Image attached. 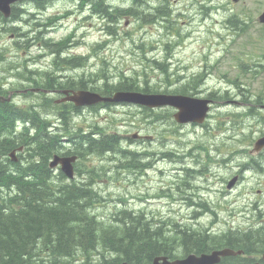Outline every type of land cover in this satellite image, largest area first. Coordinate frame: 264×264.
Returning <instances> with one entry per match:
<instances>
[{"label":"rangeland","instance_id":"374dc122","mask_svg":"<svg viewBox=\"0 0 264 264\" xmlns=\"http://www.w3.org/2000/svg\"><path fill=\"white\" fill-rule=\"evenodd\" d=\"M100 0H95V3L97 4ZM110 1H116V0H110ZM224 5L227 6V8H222L218 10V12H214L215 10L210 9L208 14L209 17L205 18V14H202L201 12H196V8L193 5L191 7L193 10L190 9L189 3L186 2H177L175 8H177V12L181 11L185 15H180V21L178 23L181 25L180 33L186 34L191 33L190 36L184 37V40L181 42H176L182 47H179L178 50H181V53L179 56L181 57H191L194 55V51L196 49H199L200 53L203 51L207 52L210 50L212 54L220 53V58L217 59L219 61V70L217 74H226V78L229 80L237 79L235 76L236 70L233 69L234 62L229 60L228 57L224 56V49L228 48L230 53H237L239 56L244 55H251L253 56L252 59H247L244 57L245 60H253L258 57V55L264 50V28L259 29L256 25H263L258 22V16L259 14L264 10V0H220ZM215 4L211 5L214 6ZM65 8H73L72 12L66 11ZM188 8V9H187ZM83 6L80 4H74L71 5L69 3V0H66L65 2H61L55 9H53L51 12L46 13L43 15V19L40 21L42 23H47L48 26H46V29H53L54 30L52 34H50V38L52 41H59L64 40L66 37L69 36V34L73 32V34H77L75 37H71L70 40H79L82 39L84 36L87 39V42L89 44L95 43V42H105L103 45V50L99 52V55L97 57V60L105 58V60L109 61L108 63L111 64L113 67V70L107 69V73H118L123 72L124 74H130L135 75V71H140L141 69H145L149 67V65H153L154 59L162 58L164 59V42L167 40V38L164 35L159 34L158 28L161 26L158 22L156 24L153 23H143L139 24L136 21L133 20V18H130V20L126 21L125 19L122 20V22L117 25L118 27V35H115L117 38H112L107 34L104 30L101 29L99 19L98 18H85L82 14ZM232 12H243V17L245 18L246 22L250 23V26L247 33H253V37L251 38L254 40L252 43L248 44L246 42L247 35L241 34L238 36H235V43L230 44L229 46L227 43L228 33L233 31L224 30L221 26V18L226 17L228 14ZM50 16V17H48ZM174 16H177L174 14ZM53 18V19H50ZM55 18V19H54ZM48 20V21H47ZM51 21V22H50ZM53 21V22H52ZM126 21V22H124ZM182 21V23H181ZM63 22V24H61ZM184 22V23H183ZM127 23V24H126ZM6 25H9V23H6ZM63 25V26H59ZM71 26V30H70ZM80 31V32H79ZM81 33V34H80ZM85 33V35H83ZM126 33L129 34L128 37H126ZM235 34V33H234ZM21 37H24L23 34H21ZM88 36V37H87ZM7 38H5L6 41ZM74 41H69L72 45L74 44ZM109 41V42H107ZM139 45V46H138ZM75 49L79 48V51H86L87 45L80 44L78 46H74ZM165 60V59H164ZM87 67L81 68L78 70H83L86 72ZM122 69V70H121ZM89 70V69H88ZM121 70V71H120ZM238 74V73H237ZM140 77L141 75H137V77ZM216 75L214 76V78ZM72 78V76L70 77ZM214 78H211L208 81V85L211 87H218L217 81L214 80ZM107 79H109V76L107 75ZM112 82L115 80L112 79ZM238 81L243 85L242 83L245 82L247 85H250L252 88H254V92L258 94L259 92H264V76L261 79L253 80L252 75H246L245 77H238ZM244 86V85H243ZM220 87V86H219ZM236 97L234 95H229V98L231 100H235L234 103H241L242 100L240 97ZM220 112H211L210 115H218ZM139 111L137 109L132 108H122V109H109L105 112L98 113L96 115L91 116H82L81 118L74 119V123L76 124H84L87 120L89 121H95L99 124H105L104 128L108 130L118 131L120 134H126L128 131H131L130 133H140L143 135H146L147 137L144 140V145H141L142 147L138 149V151H153L158 152L161 148L166 149V145H160V141L163 140V134L168 136V131L164 128H154V124L152 122H148L146 118H143L142 116L138 115ZM170 127V126H169ZM39 126L37 127V132L39 134L43 132L40 131ZM183 131H188L186 135L191 138L196 137H204V132L198 127V128H191V127H184ZM248 135V133H246ZM44 138H48L49 140L51 137L44 132L42 136L40 137V140ZM174 139H179V135H174L172 137ZM52 140V139H51ZM244 141L251 142L253 141V138H249L247 136V139ZM36 142H31L30 144L32 146H35ZM175 144V142H170V144ZM169 145L168 149H173ZM137 145V144H135ZM41 146V145H40ZM229 146V147H228ZM231 146V147H230ZM233 146V148H232ZM235 145H227L224 148V153H221V158L225 157L227 158V155H230L231 153H236L237 147H234ZM254 145L250 146L249 152L250 155H255L257 152L254 151L253 147ZM252 147V148H251ZM252 149V150H251ZM228 150V151H227ZM232 150V151H231ZM217 157L219 158V152L220 150L217 149ZM227 154V155H226ZM214 155V153L212 154ZM96 166L99 167V177L96 180V184L98 186L99 192L106 193L105 196L109 194L110 199L107 200L104 205L98 206V213L99 214H105L108 216L110 214V211H115L118 208H120V204L118 202V198H127L132 201H136L135 198H132L134 195L139 193H145L146 192V185L144 182L149 185L150 190L155 191L159 189V185L156 183V176L155 172L149 171L147 176L141 177L140 174H136L138 172L137 168L135 167H125L124 164L125 161L118 159L114 156H108L103 159H98L95 161ZM119 162V163H118ZM90 163V161H88ZM157 163V162H155ZM226 165H229L227 163ZM232 166V165H231ZM215 167L220 171V174L222 175L219 179L216 180V187L224 186L227 184V181L231 178H228L230 174L237 173L238 179L237 184H239L242 180V183L239 185H242L241 188H247L245 197L247 198L248 203L251 204L255 200V195L258 188L254 189L255 184L251 183L254 179V174L252 171V165H249L247 168V173L238 172V167H230L227 166L228 169L225 170V168H221L220 166L215 165ZM40 168V167H39ZM130 168V169H129ZM134 170H132V169ZM38 169V171H40ZM216 170V169H215ZM246 170V169H245ZM250 170V171H249ZM135 173V174H134ZM127 174H130L131 176H127ZM246 177H245V176ZM242 176V177H241ZM240 177V178H239ZM226 178V180L224 179ZM228 178V179H227ZM258 178V177H257ZM246 179V181L244 180ZM261 186H264V177L261 178L259 181ZM81 193L83 191L87 192L90 191L88 187H82L80 188ZM231 189L226 188V197L224 202H221V190H217L218 193L210 192V196L212 199L216 201V203H222V206L226 207V203H230L232 208L234 209L235 213H237V203H238V192H241L240 188H236L233 186L232 191L227 192ZM45 193H49L50 197L47 195L45 197H42V201H46L53 197V191L52 190H43ZM32 192V191H31ZM69 191H66V194H68ZM69 195V194H68ZM85 195L86 199L79 200L78 203H80V207L84 211L83 216H91V212L88 210V202L92 200L93 196L90 194H83ZM250 197L248 198V196ZM209 196V197H210ZM21 200L23 201V210L28 208V203L37 204L40 201H34V196H26V194L20 195ZM34 201V202H32ZM138 205V204H136ZM54 207H56L54 205ZM141 207V206H140ZM153 207H159L157 204H153ZM152 207V208H153ZM248 208H252V205L250 206H239L238 210L239 212H242L243 215H246L247 217H251L252 214H254L253 210L249 211ZM138 209V208H136ZM247 209V210H246ZM6 210V207L3 209ZM165 210H168L165 208ZM228 211V210H227ZM229 212V211H228ZM113 213V212H112ZM121 219V216L120 218ZM123 220V219H122ZM140 220V219H138ZM251 222H256L258 219H250ZM142 221V222H141ZM230 221V219H228ZM87 222H89L87 220ZM122 221L117 220L114 222H111L110 224L113 227H117V224L121 223ZM135 221H130V223ZM141 224L145 228H149L150 230L154 229L155 227H161L158 223H152L148 220H140ZM240 222L243 223V221L240 219ZM76 223H72L71 225H75ZM170 225V224H169ZM119 226V225H118ZM162 229V227H161ZM164 232V231H163ZM170 232V230H169ZM93 235L97 236V239L100 240L102 237L98 236V231H95ZM118 237H123L124 235L119 234ZM164 238H169L172 236V234L162 233ZM96 242V241H95ZM177 241L174 240L173 243H176ZM157 244L163 246L162 241H156ZM52 244V242H51ZM57 244V243H56ZM52 245L55 249V252L53 251L52 254L49 255V262L50 264H77L79 261L78 254L76 256H71L72 254H68L70 252H65L64 249L61 250L58 249V246ZM39 247H42L41 241L38 243ZM102 242L98 241L94 246V251L97 250V252L100 251ZM92 246V245H90ZM87 246V247H90ZM78 248L77 246L74 248ZM73 249V250H74ZM120 250L121 248L118 247ZM40 250V249H39ZM78 251V249H77ZM67 260V261H65Z\"/></svg>","mask_w":264,"mask_h":264},{"label":"trees","instance_id":"16d2710c","mask_svg":"<svg viewBox=\"0 0 264 264\" xmlns=\"http://www.w3.org/2000/svg\"><path fill=\"white\" fill-rule=\"evenodd\" d=\"M26 2L28 5L24 10L19 6L12 8L10 19L16 20L20 18L21 13L24 11L23 22H26V16L33 18V14L35 13L34 10L37 8H44L45 5L51 4L52 0H27ZM141 2L142 0H132L133 7L130 8L132 14L140 17V19L144 22L153 20L154 13L147 12L146 14H143L142 11H138ZM165 6L166 4L162 5L161 9L165 8ZM96 10L109 14L108 8L103 6L101 0L98 1ZM117 11L122 12V10L119 9ZM145 15H147V18H145ZM163 15H168V12H165L161 16ZM2 19L4 18L2 17ZM5 29H9L8 31L10 32H13L14 30L12 25L8 28L5 27ZM41 34L42 32L35 28L31 39H27L28 42L30 43L31 41H35L36 45L37 43H40L42 46H50L53 50L60 48L58 45L50 43L48 40H43ZM27 40H25V43L29 44ZM49 74L50 73H48L46 77H48ZM40 78L43 81V78ZM89 78L90 76L85 75L84 73L80 76L79 79L82 80H80L81 82L79 83L82 88L90 86L91 89L93 87V89L96 88L98 90L100 86L96 85V79ZM194 79H192L193 82L198 80V78ZM134 80L135 79H126V89L132 90L134 87L137 88V83ZM106 81L107 78L103 83L108 84V81L107 83ZM73 82L74 81H72V83ZM119 83H121V81ZM41 87H45V85L42 84ZM147 87L148 86L141 87L140 90L145 91ZM15 109L16 108L12 105L8 106L0 102V123L7 122L13 112L19 114V111ZM153 117H157V115H153ZM37 120L40 119L36 110L35 126L39 123L38 129L41 131L40 121ZM2 125L4 126V124ZM43 133L44 131L42 134ZM42 134L39 135V132H36L33 140V142H36L35 146L30 144L28 147L29 151L34 156H38L40 158V161L36 163V167L41 168L40 175L48 170L47 161L52 153H54V151H60L59 147L55 145L53 139L49 140L48 138H44V141L43 139L40 140ZM83 139V137H78L76 138V141H83ZM118 141H120L119 136H107L106 134H103L97 141L85 142L87 144L83 146L82 154L93 152L94 150L95 153L116 150L118 147ZM11 143L12 142L9 139H5L2 143H0L1 156L6 155L7 157L10 149L13 148ZM95 145H97V147L93 149V146ZM129 154L131 155H128V158L135 156V159L133 158L132 161H136L138 164L137 158H139V155L134 153ZM7 161L9 164L12 163L9 158H7ZM13 168L17 172L16 178L20 179L23 175V171L19 169L17 164H14ZM59 173L57 174V178L60 179V183L56 189L47 185L46 180L48 176L32 185V189L28 192L29 195L26 196H34V201L39 200L40 202L37 204L28 203V208L23 210V201L21 200L20 195L26 194L27 192L20 188H18L19 191L17 193L11 191L10 185L13 182V178L8 174L7 168L2 166V172L0 175V264H50L49 255L52 254L53 251L55 252L52 245H55L56 243L58 249L61 248V250L64 249L65 252H70L68 254H72L71 256H76L78 252H80L85 257H89V255L94 251L93 246L100 241L106 247H110L112 249H114V247H120L121 249L118 251L126 254L136 262H141L148 259L151 253H155L158 250L164 249L170 245V240L164 238L162 233L168 232V234H172L171 237H176L178 245L184 246L186 249L191 247L200 250L208 245H216L217 243H221L223 241L216 238H209L207 240L204 237L205 233L201 229H190L185 227H180L179 229L177 227H165V229L162 227L161 229V227L154 226V229L150 230L148 227L145 228L143 225H140L142 222H140V220H143L141 216H135L125 209L114 215V221L120 220L122 222L117 224V227H113L106 221L99 219L97 215L91 211V208H94L95 204L102 200L100 192L98 190H94L91 186L92 181L89 179H84L81 183L76 179L68 181L62 172ZM82 187H88L90 191H83L81 193L80 188ZM3 188L7 189L5 193L1 192ZM43 190H52L53 197L46 201H42V197L47 195L50 197V194L45 193ZM66 191H69V195L66 194ZM83 194H90L93 196L92 200H90L87 205L88 210L91 212L90 217L87 215L83 216L84 211L80 207V203H78L79 200L86 199ZM54 205L56 207H54ZM5 207L6 210L4 211L3 209ZM120 216L121 219H119ZM87 220L89 222H87ZM130 221L135 222L130 223ZM71 222L76 224L70 226ZM159 225L163 226L161 224ZM95 231H98V233L102 232V238L100 240L97 239L96 235H93ZM119 234L124 236L118 237L120 236ZM225 238L226 243L224 245L236 248V243H242L245 249L248 251L254 250V254H256L264 248V225H262L258 231L250 232L248 230L246 232H236L235 235L226 236ZM39 241L42 243L41 248L38 245ZM156 241H162L163 246L157 244ZM76 246L78 248L74 249ZM105 261L107 262V259H105Z\"/></svg>","mask_w":264,"mask_h":264},{"label":"water","instance_id":"95a60500","mask_svg":"<svg viewBox=\"0 0 264 264\" xmlns=\"http://www.w3.org/2000/svg\"><path fill=\"white\" fill-rule=\"evenodd\" d=\"M16 1L21 0H0V12L5 16L9 15L10 4ZM260 20L264 21V13L260 16ZM68 99H71L76 105H88L95 103L99 100H106L108 98L101 97L98 93L80 89L75 92L73 95L69 96ZM111 101H121V100H134L135 102L147 104V105H164L169 104L170 106H176L178 111L174 116L179 122L189 123L197 122L201 123L206 115L208 110V105L206 101L194 96H171V95H153V94H136V93H121L117 92L112 97H109ZM264 143L258 145L261 147ZM76 159L75 156L71 157H55V160L52 164L60 162L62 164V169L69 177L73 176L72 162ZM224 253V252H223ZM202 255L200 257L189 255L183 260H179L178 264H209L212 257ZM124 264V263H123Z\"/></svg>","mask_w":264,"mask_h":264},{"label":"flooded vegetation","instance_id":"af4514ba","mask_svg":"<svg viewBox=\"0 0 264 264\" xmlns=\"http://www.w3.org/2000/svg\"><path fill=\"white\" fill-rule=\"evenodd\" d=\"M157 1H159V0H157ZM27 5H28V3L24 2V3H22V4L18 5V6L21 7L24 10ZM9 19L10 18H8V20L5 19L6 21L5 20H1V21L3 22L4 25H6V23H9V25H12L11 22H13V20H9ZM12 35L13 36L17 35L16 37L18 39L22 38V37H20L21 34H15L14 33ZM27 52L29 54L31 51L28 50ZM3 64H4V61L0 60V88H1L0 89V98H1L0 102L1 103H4V104L8 105L10 102L13 101L12 99H18L21 96L34 94V77H33V74H32L33 69H34V66L32 65V64H34L33 61L30 62V61H25L23 59L22 60H15L14 61V65L12 66V69L10 70V72L7 75H4V72H3L2 68H1ZM28 68H30V69H28ZM62 73H63V71H60L59 74H58L59 75L58 79H59L60 82L65 81L66 78L68 77L66 74H62ZM3 77H5V81H3ZM54 81H56V80H54ZM54 81H53L54 84H49L48 85V89L46 90L49 93V95H52L54 97L57 96V97L62 98L64 96V93H63L64 90H68V89L73 90V89H71L69 87L63 88L61 86V84H57ZM54 86H56V87H54ZM2 89H5V90H2ZM60 90H61V92H60ZM54 93H55V95H54ZM10 104H12V103H10ZM14 108H16V107L14 106ZM1 131L2 130H0V133H1ZM193 178L194 177L192 175H187V177H186V179H187L186 186L187 187H191L193 185ZM150 256L153 257L154 256V252L151 253Z\"/></svg>","mask_w":264,"mask_h":264},{"label":"bare ground","instance_id":"6f19581e","mask_svg":"<svg viewBox=\"0 0 264 264\" xmlns=\"http://www.w3.org/2000/svg\"><path fill=\"white\" fill-rule=\"evenodd\" d=\"M49 3V2H48ZM52 3V2H51ZM138 3V2H137ZM137 5V4H136ZM166 7V6H165ZM32 9V8H31ZM101 9V8H100ZM35 11V10H34ZM138 11H139V9H138ZM132 13V12H131ZM50 14V13H49ZM146 14V13H145ZM142 15V14H141ZM154 15V14H153ZM147 15H145V18H147L146 17ZM149 16H150V14H149ZM27 17V16H26ZM48 17H50V16H48ZM11 18V17H10ZM5 19V18H4ZM26 19V18H25ZM50 19H53V18H50ZM55 19V18H54ZM8 20V19H7ZM9 20H11V19H9ZM6 21V20H5ZM48 21V20H47ZM25 22V21H24ZM51 22V21H50ZM53 22V21H52ZM12 23V22H11ZM10 26V25H9ZM71 27V26H70ZM6 28H8V27H6ZM9 30V29H8ZM80 32V31H79ZM81 34V33H80ZM75 35V34H74ZM77 35V34H76ZM83 35H85V33L83 34ZM22 39V38H21ZM74 41V40H73ZM27 42H28V40H27ZM47 42V41H46ZM29 43V42H28ZM47 43H49V42H47ZM46 43V44H47ZM50 47V46H49ZM55 47V46H54ZM57 47V46H56ZM56 49V48H55ZM58 50V49H57ZM33 66H34V64H32ZM31 66V65H30ZM29 66V67H30ZM16 67V66H15ZM26 67V66H25ZM22 68V67H21ZM32 68V67H31ZM28 69H30V68H28ZM50 75V74H49ZM82 78V77H81ZM90 79V78H89ZM196 79V78H195ZM194 79V80H195ZM79 80H82V79H79ZM130 80V79H129ZM132 80V79H131ZM87 81V80H86ZM197 81V80H196ZM54 82H56V81H54ZM81 82V81H80ZM92 82H93V80H92ZM85 83V82H84ZM106 83H107V81H106ZM2 84V83H1ZM54 84V83H53ZM58 84V83H57ZM73 84H74V82H73ZM94 84H95V82H94ZM109 84V83H108ZM91 85V84H90ZM4 86V85H3ZM53 87V86H52ZM51 87V88H52ZM54 87H56V86H54ZM1 89V88H0ZM50 89V88H49ZM56 89V88H55ZM92 89H93V87H92ZM96 89V88H95ZM2 90H5V89H2ZM7 90V89H6ZM57 90V89H56ZM64 90V89H63ZM32 92V91H31ZM60 92H61V90H60ZM48 93V92H47ZM56 93V92H55ZM55 93H54V95H55ZM5 94V93H4ZM6 95V94H5ZM62 95V94H61ZM57 97V96H56ZM7 98V97H6ZM6 103V102H5ZM10 103H12V102H10ZM10 103L8 104V105H10ZM13 106V105H12ZM12 110V109H11ZM16 110V109H15ZM18 110V109H17ZM17 112V111H16ZM38 112V111H37ZM37 114V113H36ZM8 123H19V124H21V125H23V126H25V127H30V126H33L34 127V129L36 130L35 132H37V127L39 126V125H36L35 126V124L33 123V121L31 120V118L30 117H27V116H21V115H19L18 113H15V112H13L12 113V116L10 117V119L7 121V122H3V123H0V124H8ZM1 130V129H0ZM2 132V131H1ZM42 134V132L39 134V135H41ZM38 135V136H39ZM49 135V134H48ZM50 136V135H49ZM35 137V136H34ZM254 139V138H253ZM8 140V139H7ZM11 141V140H10ZM12 142V141H11ZM119 142V141H118ZM2 143V142H1ZM0 146H1V144H0ZM14 147V146H13ZM229 147V146H228ZM231 147V146H230ZM232 148H233V146H232ZM252 148V147H251ZM12 149V148H11ZM10 149V150H11ZM255 149V148H254ZM52 150V149H51ZM252 150V149H251ZM93 151V150H92ZM95 151V150H94ZM228 151V150H227ZM232 151V150H231ZM7 152H9V151H7ZM55 152V151H54ZM251 152V151H250ZM0 153H1V151H0ZM225 154V153H224ZM250 154V153H249ZM8 155V154H7ZM129 155H131V154H129ZM133 155V154H132ZM129 157V156H128ZM135 157V156H134ZM134 157H132V158H134ZM138 157V156H137ZM136 157V158H137ZM8 158V157H7ZM135 159V158H134ZM138 159V158H137ZM132 160V159H131ZM119 163V162H118ZM125 168V167H124ZM126 169V168H125ZM130 169V168H129ZM132 169V168H131ZM135 169V168H134ZM134 169H132V170H134ZM250 171V170H249ZM247 173V172H246ZM60 174V173H59ZM245 176V175H244ZM242 177V176H241ZM246 177V176H245ZM240 178V177H239ZM244 180H246V179H244ZM101 199V198H100ZM126 210V209H125Z\"/></svg>","mask_w":264,"mask_h":264}]
</instances>
